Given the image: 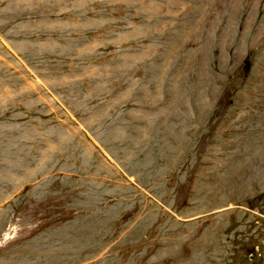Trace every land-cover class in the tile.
Masks as SVG:
<instances>
[{
	"label": "rangeland",
	"instance_id": "374dc122",
	"mask_svg": "<svg viewBox=\"0 0 264 264\" xmlns=\"http://www.w3.org/2000/svg\"><path fill=\"white\" fill-rule=\"evenodd\" d=\"M0 264H264V0H0Z\"/></svg>",
	"mask_w": 264,
	"mask_h": 264
},
{
	"label": "built area",
	"instance_id": "2783aa9c",
	"mask_svg": "<svg viewBox=\"0 0 264 264\" xmlns=\"http://www.w3.org/2000/svg\"><path fill=\"white\" fill-rule=\"evenodd\" d=\"M257 255H259V254H257Z\"/></svg>",
	"mask_w": 264,
	"mask_h": 264
}]
</instances>
